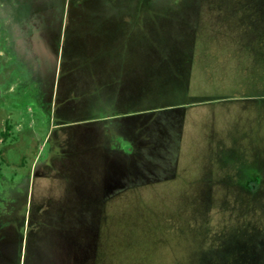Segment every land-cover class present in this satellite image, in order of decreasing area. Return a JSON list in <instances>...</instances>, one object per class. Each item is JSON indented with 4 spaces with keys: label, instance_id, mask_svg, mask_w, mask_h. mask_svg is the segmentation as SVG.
Listing matches in <instances>:
<instances>
[{
    "label": "rangeland",
    "instance_id": "obj_1",
    "mask_svg": "<svg viewBox=\"0 0 264 264\" xmlns=\"http://www.w3.org/2000/svg\"><path fill=\"white\" fill-rule=\"evenodd\" d=\"M44 1L51 20L61 16L62 29L69 28L53 61L62 79L56 87L53 74L54 108L25 86L12 95L11 112L0 108V139L8 124L14 128L10 139L0 140V241L7 242L0 264H16L23 226L33 264L46 237L59 240L65 210L75 216L74 228L83 221L85 244L98 234L94 264H264V0ZM66 45L76 53L71 62L63 58ZM101 56L137 63L139 74L121 90L131 97L126 108L182 110L147 122L114 116L96 123L74 121L83 112L72 110L68 126L56 129L55 151L69 156L52 171H36L60 98L107 97L102 89L90 93V71ZM182 113L177 131L172 119ZM139 135V152L130 162L122 159L103 187L99 156L108 165L115 155L107 151L132 154V136ZM11 219L19 220L13 236Z\"/></svg>",
    "mask_w": 264,
    "mask_h": 264
},
{
    "label": "flooded vegetation",
    "instance_id": "obj_2",
    "mask_svg": "<svg viewBox=\"0 0 264 264\" xmlns=\"http://www.w3.org/2000/svg\"><path fill=\"white\" fill-rule=\"evenodd\" d=\"M95 1L97 2L98 0ZM136 1L140 5L142 3L151 4L152 2V0ZM83 2H80L79 6L87 4V0ZM95 7V4H92L90 10L93 11ZM50 11L51 8L44 0H8L7 2L0 0V108L3 104L9 108L10 112L13 107L15 108L12 104V95L17 92L19 86H22L21 88L25 86L26 89L24 91L26 90L29 94L33 93L37 95L43 106L53 105V108L55 107V99L53 104L52 101H49L52 99L53 87L55 85L53 74L56 73V66H54L53 61L57 57L56 49L59 46L57 43L58 39L61 34L68 33L69 28L64 26L62 29L61 16L57 17L56 15H52L54 20H51V15H49ZM59 11L62 15V10L59 9ZM94 15L90 14L88 19L94 21ZM51 51L54 52L53 55ZM56 76V87H59L62 75L58 72ZM28 83L31 84L29 85ZM30 87H35L36 89H29ZM8 125H10V128H8ZM8 125L1 132V141L8 140L13 135L12 131L14 128L11 124ZM67 126L68 124L55 125L50 131L46 140L48 144L47 154L42 160L38 161L36 171L43 166H46V169H51L52 171L54 170V162L57 159L69 156V150L63 152L55 151L57 145L60 143L56 129L58 127L59 129H63ZM132 137L136 142L140 139L137 136L136 138L135 136ZM110 152L115 155L111 164H105L107 158L104 156L101 157V155L99 156V159L103 158V168L99 175L106 182V185H109L113 178L112 174L114 169L120 170L119 164L122 159L127 162L134 159L132 154H126L119 147L114 151H107L106 153L110 154ZM78 167L81 169V166ZM99 167L97 162V169ZM117 176L119 180H122L121 173L117 174ZM27 183L26 186H28ZM16 184L23 186L22 181L16 182ZM19 199L18 202H21ZM15 205H18V203ZM59 214L60 226H64L66 224L65 216L67 212L63 211Z\"/></svg>",
    "mask_w": 264,
    "mask_h": 264
},
{
    "label": "trees",
    "instance_id": "obj_3",
    "mask_svg": "<svg viewBox=\"0 0 264 264\" xmlns=\"http://www.w3.org/2000/svg\"><path fill=\"white\" fill-rule=\"evenodd\" d=\"M136 39V38H135ZM134 39V40H135ZM139 40V39H138ZM137 41V40H135ZM134 47H138V45H140V42H134ZM76 48V46H74ZM133 47V49H134ZM65 50H64V56L63 58L67 57L68 61L71 62L69 59H72L74 57H76V53H73L72 51H70L66 46H64ZM73 49V48H72ZM136 49H134V51H136ZM135 52H133L134 54ZM136 54V53H135ZM73 55V56H72ZM76 61H78V59H74ZM112 59H110V57H100L99 60V65H96L93 67V72L90 71V74H94V79L92 80V94H94V91L97 90H103L105 91L104 93L107 95L106 98H108L107 101H105L104 99H98L96 97L94 98H89L87 100H78L73 102L71 100H65L62 101V98H60L59 100V104L57 105V112H56V117H55V124L56 125H61V124H69L70 121L69 120V113L73 110H80L83 112L80 116H77L76 119L74 121H78V120H89L92 123H96V122H102V121H110V120H115L116 118L114 116H121L120 118H124V119H132L134 120V118H138V119H142V120H146L150 121L152 118L157 117L158 114L161 113H166L167 111H180L182 110L180 107L179 108H167V107H163V106H144V107H140V106H132L130 108H126L124 105L126 104V101L130 100L131 97L127 98H123V95L121 94V90L124 89L123 87L125 86L126 83H128L130 81L131 76L136 77L137 74H139V68L137 67V63H129V65H127L125 63V61L120 62L119 60H115L114 62L111 61ZM134 79V78H132ZM131 82H135L134 80H132ZM97 86V87H96ZM112 93V95H111ZM104 96V95H103ZM104 100V101H103ZM133 103H136V101H131ZM79 108V109H78ZM87 109V110H86ZM94 109H98L99 111L93 112ZM177 117V118H175ZM173 117L172 121L173 123L175 122L176 127L175 130L177 129V131L180 130V127L182 125V123H185V115L182 113L178 116ZM78 119V120H77ZM72 121V120H71ZM73 122V121H72ZM184 126V125H183ZM172 127V126H171ZM8 128H10V125H8ZM183 128V127H181ZM7 134V133H6ZM178 136V140L180 138V134L177 133ZM139 138L141 139V136L139 135ZM139 139V140H140ZM143 140V138H142ZM142 142V141H141ZM178 147H180L181 142L178 143ZM140 147V146H139ZM138 145L137 142L135 141V143H132V149H133V156H136L137 152H139L138 150ZM141 149V148H140ZM148 155H150V151H147ZM146 154V153H145ZM101 180V179H100ZM104 186L106 185V182L104 181ZM106 200H108L106 197L103 198L101 197L100 203L105 204ZM67 212L65 218V222L66 224H64V226H60L59 228L61 229V239L59 237V235L57 234V236L59 237V240L54 241V239H50V236L46 237V241L49 238V243L45 242L43 245H40L39 247H37L35 249V254H34V260H33V264H94V260H95V255L97 254L98 249L96 250V245H97V240H98V234H94V239L91 243L89 244H85V240L83 239V233L85 232L86 229L83 227V221L79 220V222L77 221V227L74 228L75 226L71 225L73 224L72 219L75 216H71V211L70 210H65ZM71 213V214H70ZM104 215V213H103ZM70 216V218H69ZM12 220V224L15 226V229L13 232H11V236H13V234L15 232H17V224L16 220L11 219ZM100 224H102V218L100 219ZM29 223L31 224V222L29 221ZM29 224V226H30ZM60 224V223H59ZM81 225V227H79V241L80 242H75L73 239V232L78 229V225ZM75 225V224H74ZM79 225V226H80ZM13 227V226H12ZM24 226L22 229V232L20 233V238H19V248H18V259L16 261V264H29V257H30V242L28 241V237L24 232ZM24 234L26 235V247L24 250V242H25V238ZM10 235V233H8L7 235H5V238L7 240V237ZM81 235V236H80ZM53 236V235H52ZM51 236V237H52ZM101 237V235H100ZM4 239H2L0 241V246H2V244H5L7 242L3 241ZM63 240V241H61ZM5 242V243H4ZM100 242V240H99ZM98 242V243H99ZM100 244V243H99ZM39 248V249H38ZM90 253V256L88 255ZM61 255L63 258H61ZM32 258V255H31Z\"/></svg>",
    "mask_w": 264,
    "mask_h": 264
},
{
    "label": "water",
    "instance_id": "obj_4",
    "mask_svg": "<svg viewBox=\"0 0 264 264\" xmlns=\"http://www.w3.org/2000/svg\"><path fill=\"white\" fill-rule=\"evenodd\" d=\"M57 57H58V56H57ZM57 57H56V59H57ZM56 59H55V60H56ZM55 66H56V65H55Z\"/></svg>",
    "mask_w": 264,
    "mask_h": 264
}]
</instances>
